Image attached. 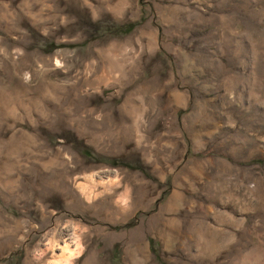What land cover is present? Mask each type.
I'll use <instances>...</instances> for the list:
<instances>
[{
  "label": "rangeland",
  "instance_id": "rangeland-1",
  "mask_svg": "<svg viewBox=\"0 0 264 264\" xmlns=\"http://www.w3.org/2000/svg\"><path fill=\"white\" fill-rule=\"evenodd\" d=\"M149 263L264 264V0H0V264Z\"/></svg>",
  "mask_w": 264,
  "mask_h": 264
},
{
  "label": "bare ground",
  "instance_id": "bare-ground-1",
  "mask_svg": "<svg viewBox=\"0 0 264 264\" xmlns=\"http://www.w3.org/2000/svg\"><path fill=\"white\" fill-rule=\"evenodd\" d=\"M171 94V101H173L174 103L173 104H179L180 102H182V95L177 92L176 90H172V92L170 93ZM133 105V104H132ZM135 106V105H134ZM173 106V105H171ZM172 109V108H171ZM130 113V112H129ZM136 127V126H135ZM138 132V131H137ZM178 192L175 191V193L173 194V197L171 198L170 200V203H172L173 201H175L176 199H178ZM151 264V263H149Z\"/></svg>",
  "mask_w": 264,
  "mask_h": 264
}]
</instances>
